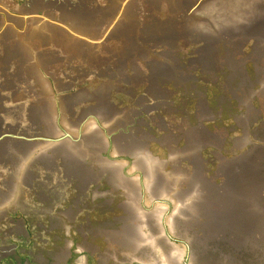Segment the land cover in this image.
Masks as SVG:
<instances>
[{"label": "rangeland", "instance_id": "1", "mask_svg": "<svg viewBox=\"0 0 264 264\" xmlns=\"http://www.w3.org/2000/svg\"><path fill=\"white\" fill-rule=\"evenodd\" d=\"M96 2L124 7L82 73L108 107L81 156L123 203L101 219L0 216V264H264L235 212V196L264 199V0Z\"/></svg>", "mask_w": 264, "mask_h": 264}, {"label": "crops", "instance_id": "2", "mask_svg": "<svg viewBox=\"0 0 264 264\" xmlns=\"http://www.w3.org/2000/svg\"><path fill=\"white\" fill-rule=\"evenodd\" d=\"M42 1L0 0V216L101 219L124 195L118 188L109 191L108 180H92L94 172L108 169L89 165L81 155L93 148L86 141L102 138L93 119L101 120L95 114L102 107L98 93L108 86L88 89L76 76V62L91 57L41 50L45 28L53 35V22L62 20L59 10L45 9ZM235 198V212L249 219L246 234L264 237V199ZM258 204L259 213L247 215Z\"/></svg>", "mask_w": 264, "mask_h": 264}, {"label": "flooded vegetation", "instance_id": "3", "mask_svg": "<svg viewBox=\"0 0 264 264\" xmlns=\"http://www.w3.org/2000/svg\"><path fill=\"white\" fill-rule=\"evenodd\" d=\"M41 1V0H39ZM87 1V2H86ZM45 9H54L60 12V21L53 22V35H49V28H45L38 45L41 50L55 49L60 55H87L91 61L76 62V76L90 73L95 65H101L104 60L106 41L111 39L110 30L114 28L124 7L122 4L100 5L96 0H43L39 2ZM118 25H116V28ZM118 36L116 40H118ZM30 45L31 42L27 41ZM44 47V48H43ZM90 60V59H89ZM67 68V67H66ZM73 68V64L70 65ZM74 70V69H72ZM79 72H81L79 74ZM101 72V71H100ZM107 88L99 91L102 107L100 112L107 107ZM85 100V99H84ZM97 112V111H96Z\"/></svg>", "mask_w": 264, "mask_h": 264}]
</instances>
